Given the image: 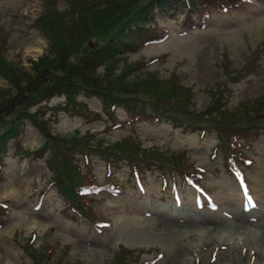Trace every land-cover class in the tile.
<instances>
[{"label":"trees","instance_id":"obj_1","mask_svg":"<svg viewBox=\"0 0 264 264\" xmlns=\"http://www.w3.org/2000/svg\"><path fill=\"white\" fill-rule=\"evenodd\" d=\"M243 0H40L41 10L30 25L47 39V47L29 68L12 64L4 54L0 31V175L2 162L13 139V157L42 159L49 170L47 183L61 196L67 210L80 215L89 226H98L91 208L96 193L135 187L146 172L157 174L159 185L171 196L189 184L196 191L206 190L205 169L192 166L185 149L165 148L152 143L141 146L134 125L140 122L164 123L171 129L202 136L214 133L209 158H217L216 170L246 180L251 141L264 138L263 99L228 102V89L249 74L264 68V43L251 52L240 68L221 65V77L206 89L207 102L197 108L193 90L172 73L160 75L148 64L161 55L132 59L147 42L160 36L163 26L157 21L174 9L182 28H193L211 7L239 5ZM144 73V74H141ZM56 102L50 104L51 98ZM94 97L100 108H90L83 98ZM52 108L87 120L105 117L100 130L53 132L45 112ZM118 111L121 113L118 114ZM31 125L39 134L38 144L29 149L16 141L22 124ZM49 125V126H48ZM132 130L119 138L105 137L113 128ZM103 167L101 176L93 161ZM122 172V176L117 174ZM0 202V225L3 223ZM36 236L28 234L19 243L30 264H82L66 257L67 245L57 246L46 239L35 245ZM131 251L123 248L112 264H151L153 255L130 263ZM212 264V262H210Z\"/></svg>","mask_w":264,"mask_h":264},{"label":"rangeland","instance_id":"obj_2","mask_svg":"<svg viewBox=\"0 0 264 264\" xmlns=\"http://www.w3.org/2000/svg\"><path fill=\"white\" fill-rule=\"evenodd\" d=\"M39 10L40 0H0L1 42L12 64L29 68L30 61L46 49L47 40L30 25ZM174 11L156 17L164 27V36L140 47L131 58L161 55L147 68L156 69L162 76L174 74L180 83L192 88V100L197 108H202L207 102L206 89L221 77V65L240 68L251 58V52L264 43V0H246L228 11L211 7L205 20L188 29L176 22ZM6 84L0 77V87ZM228 92L227 101L231 103L262 98L264 109V68L231 84ZM55 102V97L49 101ZM83 102L94 110L100 107L99 99L94 97ZM45 115L52 118L50 129L57 133L73 129L81 133L98 131L103 126V119L87 120L86 116L52 108ZM131 130L123 126L105 137L116 139ZM133 131L144 148L152 143L186 148L192 166L204 165L205 183L215 203L198 206L189 187L179 201L173 202L158 187L156 175L148 172L140 190L126 188L114 194H97L91 207L106 222L99 229L88 227L76 214L70 218L62 213L61 199L52 187L48 186L39 197L49 170L43 160L13 157L12 139L0 176V200L10 202L0 226V264H30L18 242L25 244L31 232L36 236L35 245L44 238L58 247L67 245L66 257L82 264H112L121 248L131 251L129 263L135 258L147 260L156 253L152 264H211V260L213 264H264V138L251 142L252 163L245 169L251 198L243 201L239 198L240 187L236 188L231 178L216 170L218 159L207 156L215 141L214 133H181L160 122H140ZM39 140L31 125L22 124L16 137L20 146L31 148ZM93 169L98 175L102 172L98 160H94ZM176 196L179 198L177 192ZM240 217L254 224L250 233L236 231Z\"/></svg>","mask_w":264,"mask_h":264},{"label":"bare ground","instance_id":"obj_3","mask_svg":"<svg viewBox=\"0 0 264 264\" xmlns=\"http://www.w3.org/2000/svg\"><path fill=\"white\" fill-rule=\"evenodd\" d=\"M206 55V54H205ZM264 220V219H263ZM252 221V220H251ZM263 222V221H262ZM254 224H252L251 222H248L244 217H240L239 219H237L236 221V228H237V232H240V233H250L251 232V229L253 227ZM184 226V225H183ZM255 227V226H254ZM183 228V227H181ZM180 228V229H181ZM176 230V229H175ZM178 230H176L177 232ZM174 232V231H173ZM179 233V232H178ZM192 233V232H191ZM259 233V232H258ZM198 234V233H197ZM177 235V234H176ZM196 235V234H195ZM172 236V235H171ZM198 236V235H197ZM174 237V235H173ZM248 237V235H247ZM254 237V236H253ZM262 238V236H260ZM193 239V237L191 238ZM197 239V238H196ZM195 240V239H194ZM253 241H255V239H253ZM258 242V241H257ZM263 243V242H262ZM261 243V244H262ZM258 246V245H257ZM263 248V247H262ZM260 250V249H259ZM262 254V253H261ZM264 257V256H263ZM184 263V261H183Z\"/></svg>","mask_w":264,"mask_h":264}]
</instances>
